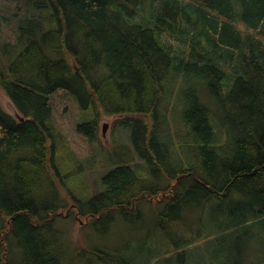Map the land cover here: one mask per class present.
I'll list each match as a JSON object with an SVG mask.
<instances>
[{
    "label": "trees",
    "instance_id": "1",
    "mask_svg": "<svg viewBox=\"0 0 264 264\" xmlns=\"http://www.w3.org/2000/svg\"><path fill=\"white\" fill-rule=\"evenodd\" d=\"M6 1L15 4L17 26L15 42L0 49V86L19 117L0 104V264H79L89 256L98 264H132L115 249L85 248L58 225L60 219L114 221L117 209L138 215L141 201H162L165 195L176 208L159 212L157 225L168 253L185 264H192L190 250L215 239L216 228L201 218L212 201L222 202L228 219L221 223L223 235L264 220V0ZM187 81L216 101L214 109L200 95L193 97L183 121L202 156L216 161L212 177L192 167L178 169L173 185L153 188L139 173L148 170L144 163L117 164L103 177L105 189L86 202L66 185L55 157L63 129L52 95H73L83 116L77 131L92 144L100 141L101 112L124 115L116 123L133 126L132 141L138 150L141 144L149 162L159 144L151 122L166 99V85L185 90ZM241 82L252 90H238ZM245 98L250 107L237 112ZM219 109L229 124L225 133L243 143L227 160H219L213 147ZM167 161L158 157L156 165L168 176ZM189 181L190 190L196 184L203 191L193 208L192 199H183ZM169 207L181 216L173 217ZM190 209L200 214L196 224L184 216Z\"/></svg>",
    "mask_w": 264,
    "mask_h": 264
},
{
    "label": "rangeland",
    "instance_id": "2",
    "mask_svg": "<svg viewBox=\"0 0 264 264\" xmlns=\"http://www.w3.org/2000/svg\"><path fill=\"white\" fill-rule=\"evenodd\" d=\"M15 10L13 2L0 0V49L7 41L15 42V34H13V29H16L17 26L16 19L13 17ZM1 15L10 19L8 21L1 19ZM185 44H181V46L185 47ZM174 46L177 51L181 50L178 44L174 43ZM17 52V49L12 51L13 55H16ZM186 84L185 90H173L172 85H166V99L163 98L159 104V116L157 114V117L151 122L158 133L159 144H154L152 158L149 159V162L143 157L141 144L138 150L132 141L133 126L129 123L125 125L124 122L116 123V120L122 119L124 115L118 113L109 116L101 112L98 132L100 141L97 144H92L89 140L82 138L77 131V125L83 122V116L73 95L66 91H59L52 95L54 111L63 129L62 137L58 139L61 145L58 146L60 148L55 157L58 168L65 175L66 185L86 202L97 192L105 189L103 177L117 164L136 166L144 163L148 170L138 168L139 173L144 175V177L141 175L142 178L147 179L145 184L153 186V188L173 185L177 179L173 173L178 169L192 167L200 174L212 177L216 161H210V158L202 156L196 138L191 136L189 127L184 125L183 121L184 111L191 105L190 100L193 97L200 95L204 102L213 104L211 107L214 109L216 101L212 99L209 90H202L200 87L196 90L193 82L190 81H187ZM251 87V84L241 82L238 90L248 92L252 90ZM250 100L249 98L243 99L237 112L245 110L244 106L250 107ZM0 104L4 110L19 117L17 108L1 86ZM96 113V110L91 107L90 115L95 117ZM221 113L219 109L217 116L213 119L215 126L218 127L213 147L219 160H227L243 147V143L238 144V138L232 132L229 135L225 133L229 124L226 122L225 116L220 117ZM146 118L149 119L150 116L147 115ZM104 123H108L106 132ZM165 145L168 149L167 153L164 152ZM166 156H168V176L160 174L156 165L158 157L164 160ZM219 160H217V166L222 167V162ZM215 171L219 173L221 169L218 168ZM191 185L192 182L189 181L184 189L186 194L183 199L186 200L187 196L192 199L195 203L191 201L189 204L193 208L199 204V201H202L203 191L196 184L190 190ZM61 191L66 195L64 189ZM159 200L141 201L139 203L141 213L138 215H125L120 209H117L114 213L118 216L114 221L105 219L98 224H91L87 222L86 217L80 215L83 219L80 222L74 215L69 219H60L58 225L85 248L115 249L117 254L132 264H144L145 262L149 264H185L182 257L168 253L169 245L162 238L157 225L158 213L166 210L168 205L175 206L177 203L175 204L169 195H165V199L162 201ZM231 203L233 202L231 201L230 205ZM170 207L169 213L173 217L181 216ZM86 209L90 210L89 207ZM222 210L223 204L220 200L212 201L206 206V209L202 210V220L216 228V231H213L215 239L204 240L190 250L191 263L264 264V220L252 221L250 225L238 230L231 228L232 230L225 231L223 235L221 223L228 222V219H223ZM184 216L190 224H196L200 214L190 209L189 213L186 212ZM249 218H252V215H249ZM233 221L235 222L234 219ZM177 236L181 239V233H178ZM79 264H98V261L95 257L89 256L82 259Z\"/></svg>",
    "mask_w": 264,
    "mask_h": 264
},
{
    "label": "water",
    "instance_id": "3",
    "mask_svg": "<svg viewBox=\"0 0 264 264\" xmlns=\"http://www.w3.org/2000/svg\"><path fill=\"white\" fill-rule=\"evenodd\" d=\"M104 124H105L104 131L106 132L107 127H108V123H104ZM105 132H104V133H105Z\"/></svg>",
    "mask_w": 264,
    "mask_h": 264
}]
</instances>
